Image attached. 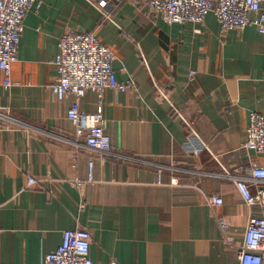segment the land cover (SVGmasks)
Segmentation results:
<instances>
[{
	"label": "crops",
	"instance_id": "1",
	"mask_svg": "<svg viewBox=\"0 0 264 264\" xmlns=\"http://www.w3.org/2000/svg\"><path fill=\"white\" fill-rule=\"evenodd\" d=\"M107 1L112 21L92 0H39L12 86L0 72V264H43L76 229L91 233L95 264H240L205 197L223 199L217 213L240 245L251 212L233 177L264 167V155L245 149L250 114H264V36L253 23L223 32L214 13L171 25L133 0ZM89 31L136 89L87 92L81 108L94 114L101 102L114 152L165 166L161 184L154 165L89 150L67 116L73 96L53 92L61 38ZM185 122L206 145L198 156L183 147ZM30 177L46 179L29 186Z\"/></svg>",
	"mask_w": 264,
	"mask_h": 264
},
{
	"label": "built area",
	"instance_id": "2",
	"mask_svg": "<svg viewBox=\"0 0 264 264\" xmlns=\"http://www.w3.org/2000/svg\"><path fill=\"white\" fill-rule=\"evenodd\" d=\"M92 3L105 12L107 20L112 21L108 14L111 6L107 0H92ZM133 3L149 7L171 25L201 23L209 13H214L223 32H242L253 23L264 36V0H133ZM37 4L39 5V0H0V72L4 76L3 83L6 87L13 85L11 66L18 60L25 19ZM252 16H256L254 20ZM116 59V53L103 44L94 32H67L60 40L59 53L54 60L58 68V79L53 85V92L59 101L73 96L67 116L75 127L76 136L85 138V146L89 150L96 152L102 160L115 158L136 164L154 165L159 168L158 183L161 184L165 166L114 152L111 140L105 133L106 120L101 102L94 114L81 108V100L87 92H95L102 99L109 89L119 92L136 89L133 79L130 78L127 82L117 79L113 68ZM185 123L189 132L183 147L191 155L198 156L206 149V145L192 124ZM246 136L245 149L264 155V114H250ZM89 172L92 175V161ZM233 178L251 212L240 245L234 241L236 230L225 217L217 213L216 208L223 205V199L220 196H206L205 200L212 208L225 243L238 252L240 264H264V167L251 164ZM45 179L30 177L28 185L35 186ZM82 184L80 180L75 181L77 186ZM81 207L84 208L85 205L82 204ZM255 210L258 211L257 214L254 213ZM91 242L92 235L86 229L66 230L62 245L48 253L43 264H95L90 255Z\"/></svg>",
	"mask_w": 264,
	"mask_h": 264
}]
</instances>
